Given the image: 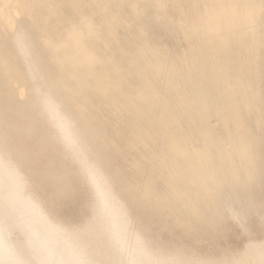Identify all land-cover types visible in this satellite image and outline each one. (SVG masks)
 I'll use <instances>...</instances> for the list:
<instances>
[{"label": "bare ground", "instance_id": "6f19581e", "mask_svg": "<svg viewBox=\"0 0 264 264\" xmlns=\"http://www.w3.org/2000/svg\"><path fill=\"white\" fill-rule=\"evenodd\" d=\"M263 213L264 0H0V264H264L198 250Z\"/></svg>", "mask_w": 264, "mask_h": 264}, {"label": "rangeland", "instance_id": "374dc122", "mask_svg": "<svg viewBox=\"0 0 264 264\" xmlns=\"http://www.w3.org/2000/svg\"><path fill=\"white\" fill-rule=\"evenodd\" d=\"M163 43L165 46H167L169 48H172V47L174 48L175 46H177L179 51L186 49V42L181 41V40L178 41V39L176 37L166 36L163 39ZM212 123L215 124L216 123L215 120H213ZM87 199H88V197H87L86 193L77 194V196L74 197L72 199V201H69V203L67 202V204L65 203L62 206V209H61L62 210V213H61L62 217L64 219H66L67 221H70L71 223H76L78 221H81L87 215L86 204H85V203H87ZM85 200H86V202H85ZM248 225L250 226L251 230L254 231V232L252 231L254 233L253 235H250V236L245 235L233 222L230 221L229 223H227L225 225L227 227L226 234L224 236L225 238L222 237L221 238L222 240L219 239L218 241H212L211 242L212 244L210 243V240H207L205 238L203 243L198 248L199 252L200 253H209V254H214V255H220V254L228 252V251L239 252V251L243 250L245 245L247 243H249L251 241V239H254V241H261L264 239V230H263L264 229V213H263V219L256 216V215H251L249 217V220H248ZM259 227H262V229H260ZM260 230H261V232H260ZM206 241H207V243H206Z\"/></svg>", "mask_w": 264, "mask_h": 264}]
</instances>
